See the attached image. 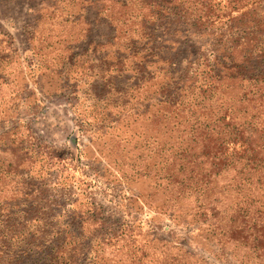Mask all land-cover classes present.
<instances>
[{
	"label": "rangeland",
	"instance_id": "1",
	"mask_svg": "<svg viewBox=\"0 0 264 264\" xmlns=\"http://www.w3.org/2000/svg\"><path fill=\"white\" fill-rule=\"evenodd\" d=\"M247 45L264 50V0H0V244L60 232L72 264H264L241 228L264 189L198 139L245 84L207 99L197 64Z\"/></svg>",
	"mask_w": 264,
	"mask_h": 264
},
{
	"label": "trees",
	"instance_id": "2",
	"mask_svg": "<svg viewBox=\"0 0 264 264\" xmlns=\"http://www.w3.org/2000/svg\"><path fill=\"white\" fill-rule=\"evenodd\" d=\"M253 46L255 45H247L239 50L244 52L241 56L244 58H240V52L232 49L224 56L229 63L224 61L219 64L214 61L215 65L205 64L203 69H199L197 64L195 74L199 71L202 75V85L205 86L202 93L207 91L205 95L207 99L212 98L216 92L220 95L219 87L224 79L229 80L232 85L234 79L237 78L236 73H239L240 84H245L242 92L238 89L239 106L235 110L227 108L229 112L219 114L216 117L217 130L214 127L211 131L201 134L198 139H200L203 151L211 157L212 168L215 166L227 168L228 171L234 172L231 178L246 181L264 189V73L249 69L245 65L255 57H262L264 50H259L261 51L259 54H254ZM242 61L245 63L243 64ZM241 110L246 115L244 119L239 120L237 115ZM247 209L249 206L245 207V210ZM249 211L244 212L245 217L241 222V228L254 229L252 237L254 245L252 246L254 249L261 247L256 255L264 257V246L262 245L264 244V211L255 217ZM246 213L249 214L246 215ZM237 214L238 211L231 219L236 218ZM58 234L60 237L55 238L52 245L28 243L17 251H10L7 242L0 244L3 248L0 249V264H72V257H64V238L60 232ZM241 235L238 236L239 239L247 242L244 234ZM231 238L238 240L233 236Z\"/></svg>",
	"mask_w": 264,
	"mask_h": 264
}]
</instances>
